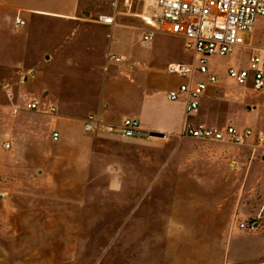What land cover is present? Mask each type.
I'll return each mask as SVG.
<instances>
[{
  "label": "crops",
  "instance_id": "1",
  "mask_svg": "<svg viewBox=\"0 0 264 264\" xmlns=\"http://www.w3.org/2000/svg\"><path fill=\"white\" fill-rule=\"evenodd\" d=\"M121 3L0 0L2 111L39 113L24 108L30 100L41 109L55 107L50 123L58 137L52 132L50 141L57 150L46 167L56 190L67 192L59 205L66 222L112 218L130 224L129 264H218L219 254L225 255L221 264H264V195L253 199L242 190L236 204L233 190L235 176L246 186L253 177L264 192V169L219 166L176 146L179 140L205 141L184 135L187 125L240 126L231 115L235 101L249 103L256 91L211 68L216 81L208 84L197 111L186 114L183 100L167 97L189 80L167 70L184 58L164 43L170 38L185 49L183 37L156 32L143 42L146 25L121 10ZM15 19L25 24L16 26ZM89 114L111 124L135 118L151 136L87 134ZM29 128L35 132L36 125ZM27 142L36 144L37 136ZM236 214L239 221L259 218L249 242L234 234ZM239 245L241 258L231 255Z\"/></svg>",
  "mask_w": 264,
  "mask_h": 264
},
{
  "label": "rangeland",
  "instance_id": "2",
  "mask_svg": "<svg viewBox=\"0 0 264 264\" xmlns=\"http://www.w3.org/2000/svg\"><path fill=\"white\" fill-rule=\"evenodd\" d=\"M143 1L133 0L131 9L121 3L120 9L130 12L145 25L140 17L144 11ZM164 43L174 45L182 53L184 63L195 64L194 53L185 50L181 42L167 38ZM262 49L264 17H259L243 48L224 57H209L208 66L223 76L231 65L246 66L249 55ZM5 83L0 80V264H129L130 224L119 225L112 222V218H98L97 222L85 224L66 222L65 208L59 205L65 204L67 192L56 190L54 178L46 167L51 153L57 150L50 141L54 130L50 123L51 114L2 111ZM245 86L250 87V84ZM248 99L249 103L243 105H237L240 99L235 101L231 115L236 125H240L236 128L264 129V110L258 95L249 93ZM32 123L36 125L35 132L29 128ZM31 134L37 136L36 144L27 142ZM6 144L10 145L8 149ZM252 144L251 139L242 145L179 140L176 146L178 151L203 153L207 160L217 161L219 166L264 169V150ZM253 180L251 177L246 186L240 177L235 176L236 204L238 199L235 197L242 190H247L253 199L264 195V192L260 194ZM72 196L75 197L76 193H70V198ZM237 217L238 214L236 226ZM258 229L249 232L235 227L234 234L240 237L241 243L245 239L249 242L250 237L257 235ZM231 255L241 258L242 246L233 248ZM224 257L219 254L218 264L224 261Z\"/></svg>",
  "mask_w": 264,
  "mask_h": 264
},
{
  "label": "built area",
  "instance_id": "3",
  "mask_svg": "<svg viewBox=\"0 0 264 264\" xmlns=\"http://www.w3.org/2000/svg\"><path fill=\"white\" fill-rule=\"evenodd\" d=\"M131 9L133 0H121ZM144 11L140 16L146 25L142 40L149 43L156 32L183 37L185 49L195 55V64H170L167 70L171 74L187 78L177 89L168 92L169 100H183L184 111L191 114L197 111L199 100L209 83L216 81L208 66L211 56L224 57L239 51L245 46L247 38L252 34L257 19L264 17V0H144ZM108 21V19H102ZM25 22L15 19L16 26ZM197 74V75H195ZM203 75L204 80H197ZM227 77L237 85L251 83L257 92L264 110V49L252 52L246 66H229ZM26 110L48 114L55 112L52 105L44 106L38 101L25 102ZM87 134H100L126 139L148 138L139 120L126 117L120 124L107 123L97 114H89L83 123ZM183 134L209 142H224L242 145L253 141L255 148L264 150V129H237L232 125L223 128L187 125ZM164 137L163 135H155ZM53 139L58 133H52ZM10 145L6 144L5 148ZM241 231H255L259 227V218H249L237 223Z\"/></svg>",
  "mask_w": 264,
  "mask_h": 264
}]
</instances>
